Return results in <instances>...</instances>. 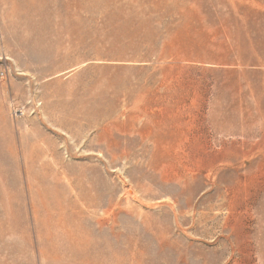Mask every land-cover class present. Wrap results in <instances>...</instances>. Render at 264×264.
I'll return each mask as SVG.
<instances>
[{
  "label": "rangeland",
  "instance_id": "obj_1",
  "mask_svg": "<svg viewBox=\"0 0 264 264\" xmlns=\"http://www.w3.org/2000/svg\"><path fill=\"white\" fill-rule=\"evenodd\" d=\"M0 75V264H264V0H0Z\"/></svg>",
  "mask_w": 264,
  "mask_h": 264
},
{
  "label": "built area",
  "instance_id": "obj_2",
  "mask_svg": "<svg viewBox=\"0 0 264 264\" xmlns=\"http://www.w3.org/2000/svg\"><path fill=\"white\" fill-rule=\"evenodd\" d=\"M0 77H1V75H0ZM16 111H19V110L17 109Z\"/></svg>",
  "mask_w": 264,
  "mask_h": 264
}]
</instances>
